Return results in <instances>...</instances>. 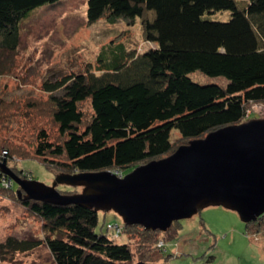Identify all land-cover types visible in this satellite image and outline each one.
Returning a JSON list of instances; mask_svg holds the SVG:
<instances>
[{"label":"trees","instance_id":"trees-1","mask_svg":"<svg viewBox=\"0 0 264 264\" xmlns=\"http://www.w3.org/2000/svg\"><path fill=\"white\" fill-rule=\"evenodd\" d=\"M60 1L0 0L1 46L16 50L21 22ZM221 12H229L230 19H214ZM87 18L90 24L140 20L145 40L157 47L138 55L121 44L102 52V75L89 69L45 83L46 91L64 93L52 99L65 141L44 142V131L39 137L37 154L52 158H43L48 169L124 175L214 131L242 124L247 106L264 102V0H88ZM197 73L226 84H200L193 79ZM86 101L93 114L82 128L85 114L80 105ZM174 130L180 133L176 144ZM5 179L0 172V187ZM23 204L40 219L45 234L8 237L0 244L4 259L45 246L54 264H167L165 237L179 232L177 222L165 233H140V226L120 224L123 235L116 240L108 229L114 223L104 222L98 231L100 214L94 210L31 200ZM262 221L264 215L251 223L257 225L255 233L262 231ZM134 237H141L150 251L163 252L165 259H136Z\"/></svg>","mask_w":264,"mask_h":264},{"label":"rangeland","instance_id":"rangeland-1","mask_svg":"<svg viewBox=\"0 0 264 264\" xmlns=\"http://www.w3.org/2000/svg\"><path fill=\"white\" fill-rule=\"evenodd\" d=\"M87 10L88 0H62L44 6L21 22L16 50H6L0 44V166L5 165L20 180L52 186L57 177L73 175L48 169L43 158H52L37 154L42 131L46 134L44 142L61 145L65 141L54 118L56 101L52 99V96L62 97L64 93L46 91L45 83L83 75L89 69L102 75L104 71H98L102 66L99 60L102 52L121 44L129 53L138 55L157 47L145 40L140 20L108 23L101 19L90 24ZM230 16L229 12H221L214 19L228 21ZM193 79L200 84H226L222 79L200 73L193 75ZM80 109L85 114L82 125L85 128L93 114L90 101L81 104ZM263 117L264 102L251 103L243 123ZM173 133L172 142L176 144L180 133L177 130ZM2 167L1 176L6 182L4 188L0 187V244L10 236L26 239L44 235L40 219L24 207L23 201H29L25 200L26 193L22 190L18 195L20 188L15 183L11 185L10 180H13L1 170ZM130 171L125 170L124 175ZM57 190L61 194L74 195L82 192V187L60 184ZM99 214L98 231L105 223L123 224L112 212ZM176 224L178 234L173 238L165 237L167 264H264V221L262 231L255 233L257 225L250 223L252 229L249 230L236 212L209 207ZM143 230L140 226L138 232ZM141 241V237H134L131 242L136 259H165L163 252L150 251ZM4 256L0 253V264H54L45 246L26 254L7 255V259ZM156 263L160 264L159 261Z\"/></svg>","mask_w":264,"mask_h":264},{"label":"water","instance_id":"water-1","mask_svg":"<svg viewBox=\"0 0 264 264\" xmlns=\"http://www.w3.org/2000/svg\"><path fill=\"white\" fill-rule=\"evenodd\" d=\"M4 167L25 200L112 212L125 226L146 231L165 233L209 207L234 211L250 224L264 215V117L221 128L121 176L111 170L65 174L47 186ZM60 184L82 192L61 194Z\"/></svg>","mask_w":264,"mask_h":264},{"label":"built area","instance_id":"built-area-1","mask_svg":"<svg viewBox=\"0 0 264 264\" xmlns=\"http://www.w3.org/2000/svg\"><path fill=\"white\" fill-rule=\"evenodd\" d=\"M110 234L113 236L114 239L119 240L121 239V235H123V227L120 224H111L108 226ZM115 236V237H114Z\"/></svg>","mask_w":264,"mask_h":264}]
</instances>
